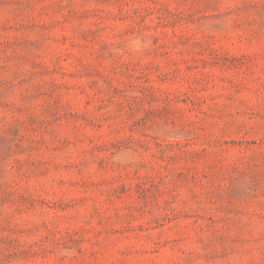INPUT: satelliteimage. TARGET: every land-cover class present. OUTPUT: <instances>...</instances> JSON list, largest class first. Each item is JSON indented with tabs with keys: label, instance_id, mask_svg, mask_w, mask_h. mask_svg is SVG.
Masks as SVG:
<instances>
[{
	"label": "rangeland",
	"instance_id": "rangeland-1",
	"mask_svg": "<svg viewBox=\"0 0 264 264\" xmlns=\"http://www.w3.org/2000/svg\"><path fill=\"white\" fill-rule=\"evenodd\" d=\"M0 264H264V0H0Z\"/></svg>",
	"mask_w": 264,
	"mask_h": 264
}]
</instances>
